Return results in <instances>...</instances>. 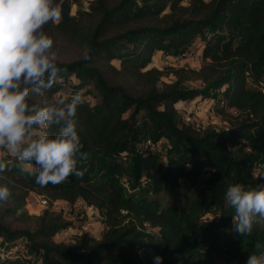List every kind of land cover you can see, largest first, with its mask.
Returning <instances> with one entry per match:
<instances>
[{
    "label": "trees",
    "instance_id": "16d2710c",
    "mask_svg": "<svg viewBox=\"0 0 264 264\" xmlns=\"http://www.w3.org/2000/svg\"><path fill=\"white\" fill-rule=\"evenodd\" d=\"M76 1L54 0L61 22L43 31L66 71L29 103L82 97L74 120L89 158L77 167L87 172L41 187L34 162L31 168L4 158L12 164L0 173V186L11 197L0 201V249L12 255L0 264H155L157 255L161 264H246L259 254L256 243L264 244V220L251 235L234 232L225 193L236 183L264 186V94L256 87L264 84V0H90L85 11L72 13ZM197 38V67L154 65L159 52L177 53ZM189 82L204 87L186 89ZM93 92L95 107L86 98ZM209 94L224 101L217 109L223 131L176 114L177 101ZM58 130L44 131L55 136ZM162 135L171 142L165 164L145 145ZM31 193L46 200L35 215L24 208ZM57 200L94 208L103 225L99 237L54 239L73 227L50 209ZM210 209L217 215L212 223L202 218Z\"/></svg>",
    "mask_w": 264,
    "mask_h": 264
},
{
    "label": "clouds",
    "instance_id": "9594fccd",
    "mask_svg": "<svg viewBox=\"0 0 264 264\" xmlns=\"http://www.w3.org/2000/svg\"><path fill=\"white\" fill-rule=\"evenodd\" d=\"M61 11L54 0H0V173L12 164L5 162L6 156L34 162L35 182L41 187L61 184L72 175L82 178L87 168L78 169V163L89 158L81 152L74 120L82 103L79 94L56 104L29 103L32 95L44 97L66 71L57 66L54 40L43 31L49 22H61ZM83 59H90L88 50ZM54 125L59 130L50 136L44 130ZM17 166L23 170V164ZM10 197V189L0 186V201ZM225 201L235 212L232 230L241 236L251 235L253 224L264 220V186L230 185ZM255 248L259 254H250L246 264H264V244L257 242ZM154 261L161 264L162 257Z\"/></svg>",
    "mask_w": 264,
    "mask_h": 264
},
{
    "label": "rangeland",
    "instance_id": "374dc122",
    "mask_svg": "<svg viewBox=\"0 0 264 264\" xmlns=\"http://www.w3.org/2000/svg\"><path fill=\"white\" fill-rule=\"evenodd\" d=\"M90 0H77L74 2L71 6V12L77 13L79 11H85L87 9V4ZM197 40H199L197 38ZM197 40L193 41L191 46L192 49L196 51H201L200 48V41ZM199 63H191L190 65L193 67H197ZM154 65L158 68L163 67L164 65L157 61V54L154 57ZM176 65H182V64H176ZM228 74L231 73L230 70L227 71ZM168 80V79H164ZM203 85L200 82H189L185 84L186 89H203ZM221 89L216 91V93H219ZM87 101L90 106L95 107V105L99 101V96L97 93L93 92L90 96H87ZM192 102L191 101H177L174 104L176 114L177 116L181 117L186 123L187 122H193L198 123L201 128L212 130V131H223L226 128V123L222 121L218 116H211L206 113H199L196 115L192 111L191 107ZM127 113L124 114L126 116ZM139 143H135V145H138ZM171 142L162 135L158 141L155 143V152L159 153L161 156L160 159L163 162V164L166 163L168 154L170 152ZM124 157V162L126 164H130V160L127 156ZM28 167H33L32 162L25 163ZM255 175H257L258 172H254ZM123 185L126 188H129L130 186V180L129 178L125 177L121 180ZM40 199V196H37L35 194H30L27 198L26 204L24 206L25 210L31 214L35 215L39 213L44 207H46L45 204H40L38 200ZM50 209L56 212H59L65 221H70L73 224V227H70L66 229L64 232L59 233L54 236V239L56 240H63L66 243H72L74 238L80 234L86 233L91 234L95 236L96 238L99 237V234L101 230L103 229L102 220L97 215L96 211L92 207L86 206L81 200H77L72 205H68L66 202L57 200L51 203ZM216 214L214 213L213 209L208 210L205 216H203V220L208 223L213 222V218H216ZM22 242L18 244L20 247Z\"/></svg>",
    "mask_w": 264,
    "mask_h": 264
},
{
    "label": "built area",
    "instance_id": "2783aa9c",
    "mask_svg": "<svg viewBox=\"0 0 264 264\" xmlns=\"http://www.w3.org/2000/svg\"><path fill=\"white\" fill-rule=\"evenodd\" d=\"M202 1H207V0H202ZM157 61L162 63L164 66L166 65L175 66L178 63L190 65L191 63H199L201 61V52L199 50L196 51L192 49L191 46H188L185 49L177 53H174V54L159 52L157 54ZM256 87L258 90H260L261 93L264 94V84L260 83ZM191 102H192L191 109L196 115L203 112L211 116H217V109L224 108V101L221 98L218 99L213 94H209L203 97L197 96L193 98ZM232 112H235V111L232 110ZM145 145L148 147L150 151L152 152L155 151V143L146 141ZM38 202L40 204H45L46 200L40 197ZM11 255H12L11 250L2 251L0 249V258H4L6 256H11Z\"/></svg>",
    "mask_w": 264,
    "mask_h": 264
},
{
    "label": "crops",
    "instance_id": "0c3cea01",
    "mask_svg": "<svg viewBox=\"0 0 264 264\" xmlns=\"http://www.w3.org/2000/svg\"><path fill=\"white\" fill-rule=\"evenodd\" d=\"M195 40H197V39H195ZM195 40H194V41H195ZM197 41L199 42L200 40H197ZM191 44H192V43H191Z\"/></svg>",
    "mask_w": 264,
    "mask_h": 264
}]
</instances>
